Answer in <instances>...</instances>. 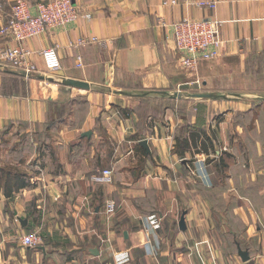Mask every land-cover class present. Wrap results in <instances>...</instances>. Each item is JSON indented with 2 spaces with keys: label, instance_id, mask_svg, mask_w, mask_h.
I'll return each instance as SVG.
<instances>
[{
  "label": "crops",
  "instance_id": "0c3cea01",
  "mask_svg": "<svg viewBox=\"0 0 264 264\" xmlns=\"http://www.w3.org/2000/svg\"><path fill=\"white\" fill-rule=\"evenodd\" d=\"M73 3L75 24L26 43L38 73L0 69V133L53 126L40 175L26 172L30 186L10 198L0 191V264H264V104L250 109L245 101L260 97L228 90L249 57L264 55V0ZM190 18L221 21L223 43L218 58L187 71L171 26ZM81 37L98 42L75 46ZM52 46L61 68L49 82L39 52ZM68 78L89 89L58 83ZM199 132L209 154L191 145ZM177 138L189 141L183 155ZM103 170L111 183L90 181ZM42 228L39 246H21Z\"/></svg>",
  "mask_w": 264,
  "mask_h": 264
},
{
  "label": "built area",
  "instance_id": "2783aa9c",
  "mask_svg": "<svg viewBox=\"0 0 264 264\" xmlns=\"http://www.w3.org/2000/svg\"><path fill=\"white\" fill-rule=\"evenodd\" d=\"M10 13L7 19L0 24V38L9 40L5 47L0 49V69L19 72L24 76L38 73L33 54L26 43L33 37L47 34L53 30L73 25L79 17V10L73 0H43L29 4L26 0H11ZM199 7L215 9V2L199 1ZM2 6L0 5V9ZM86 18L90 15L86 14ZM222 22L215 19H182L172 24L173 39L176 51L183 54L180 63L188 69L195 68L201 62H209L218 58L220 45L223 43L220 36ZM14 42L13 46L8 45ZM98 42L96 38L81 37L75 46H84ZM46 74H54L60 68V59L57 47L52 46L39 52ZM79 61L80 58L77 57ZM80 66V63L77 64ZM95 184L112 182V172L103 170L90 177ZM116 210L114 202L106 205V211L113 213ZM40 237L36 234L22 237L21 244L32 248L37 245Z\"/></svg>",
  "mask_w": 264,
  "mask_h": 264
},
{
  "label": "rangeland",
  "instance_id": "374dc122",
  "mask_svg": "<svg viewBox=\"0 0 264 264\" xmlns=\"http://www.w3.org/2000/svg\"><path fill=\"white\" fill-rule=\"evenodd\" d=\"M173 43L176 50L174 39ZM220 48L218 57L220 55ZM179 54L180 61L183 59V54ZM183 68L187 71L194 69H188L187 67ZM244 70L245 71L242 75L243 80H240V77H236V79L234 78L232 85L228 86V90L229 92L236 91L238 93H243L247 95L246 97H252V95L260 97L261 99L253 97L245 101V105L250 109L257 108V105L262 106L264 104V55L249 57ZM47 75L49 78L53 77L51 76L52 74ZM52 127V124H47V122L41 127L19 125L0 133V168L17 170L20 173L25 174L28 178L29 176L26 172L31 173L33 172L32 170L37 171L40 175L41 171H43L42 164H44L45 161L47 162V144L50 142V130H52ZM247 129L250 130L251 127H247ZM29 233L30 234H25L20 237V244L22 237L36 234V237L38 236L40 238L37 245L32 247L35 248L42 243V239L45 237V230H43V228L38 234L35 232Z\"/></svg>",
  "mask_w": 264,
  "mask_h": 264
},
{
  "label": "trees",
  "instance_id": "16d2710c",
  "mask_svg": "<svg viewBox=\"0 0 264 264\" xmlns=\"http://www.w3.org/2000/svg\"><path fill=\"white\" fill-rule=\"evenodd\" d=\"M29 2V1H28ZM31 4V2H29ZM202 136V137H201ZM199 140V150L205 154L213 151V142L204 132H199V135L191 136V145L197 147L196 141ZM189 141L187 139H175L174 151L178 155H183L182 152L189 148ZM195 149V148H194ZM223 167L224 164H223ZM30 186L28 178L25 174L17 170H9L7 168H0V191H3L5 198H10L12 195L22 189Z\"/></svg>",
  "mask_w": 264,
  "mask_h": 264
},
{
  "label": "water",
  "instance_id": "95a60500",
  "mask_svg": "<svg viewBox=\"0 0 264 264\" xmlns=\"http://www.w3.org/2000/svg\"><path fill=\"white\" fill-rule=\"evenodd\" d=\"M44 79L48 80L49 82H53L52 78L46 77ZM58 83L62 86L69 87V88L89 89V84H87L86 82L81 81V80L71 79V78L61 79L60 81H58ZM195 97H197V98H208V99L216 98L213 94H198ZM89 136H90V132L83 134V137H89ZM140 145L142 147H144L146 149V151H149L147 140H141ZM25 223L26 222L23 221V224H25ZM185 228H186V226H185V222H184V216H181V218L179 220V229L185 230ZM91 253L93 255H98V250H96V249L91 250ZM240 257H242L243 259L244 258L247 259V254L241 253Z\"/></svg>",
  "mask_w": 264,
  "mask_h": 264
}]
</instances>
